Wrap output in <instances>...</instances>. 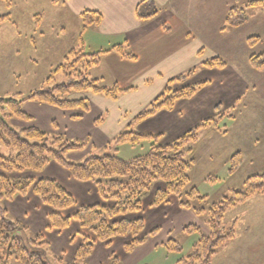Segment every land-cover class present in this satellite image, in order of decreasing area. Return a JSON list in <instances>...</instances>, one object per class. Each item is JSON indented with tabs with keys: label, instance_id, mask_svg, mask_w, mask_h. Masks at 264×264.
<instances>
[{
	"label": "crops",
	"instance_id": "0c3cea01",
	"mask_svg": "<svg viewBox=\"0 0 264 264\" xmlns=\"http://www.w3.org/2000/svg\"><path fill=\"white\" fill-rule=\"evenodd\" d=\"M63 1L71 13L81 19L86 11L97 12L102 16L99 25L88 27L85 32L83 22L80 26L82 45L87 54L111 50L115 46L125 44L136 58L128 59L111 52L103 57L98 66L90 70L91 77L103 85L107 87L118 85L129 90L117 100L93 93L72 95L71 97L75 99L88 100L90 104L88 112L63 110L48 104L34 103L41 112L42 125L45 124L48 133L64 134L70 139L77 140L90 138L92 148L106 147L128 130L134 118L151 106L166 90L171 80L186 74L205 61L219 57L228 63L226 68L199 69L196 75L185 83L175 84L174 89L181 90L204 81L209 82V85L192 99H181L173 109L162 110L139 123L137 130L145 135H163L161 144L169 145L204 121L215 118L216 108L220 106L222 113L235 111V118L231 120L227 118V122L230 123L225 124L226 133L220 128H202L200 140L195 148L196 158L208 156L211 159H221L216 161H222L224 166L230 168L232 157L240 153L242 164L239 169L247 159L251 162L262 159L264 124L262 125L257 118L254 121V115L258 113L256 117L260 116L261 112H250L247 116L245 110L252 106L256 98L259 100L264 98L257 78V75L264 71L259 72L251 67L249 59L252 54L248 58V63L241 56L240 48L234 39L236 32L233 31L242 27L221 30L230 9L236 4H247V0H152L159 8L160 14L145 23L140 21L138 11L146 0ZM91 37L96 38V43L88 40ZM234 44L238 48L235 54L236 61L230 59L234 56L229 52L232 48L235 49ZM69 52L68 49L66 53ZM257 91H260L258 95L253 96ZM77 115L82 117L76 118ZM104 117L106 120L98 123V120ZM242 117L245 119L253 117L251 122L254 124L243 125ZM239 122L240 126L237 127ZM254 131L256 135L249 138ZM229 137H232V140H227ZM253 142L255 146L251 145ZM76 155L77 152L69 154L71 158L78 160L75 158ZM8 176L56 180L74 196L76 206L58 211L63 217L72 219L70 227L64 231L50 227L49 216L55 210L45 205L32 191L26 197L19 196L14 201H5L10 213L34 233L43 234L50 242L54 253L67 262L73 261L77 249L83 243V236H86L96 242L94 252L88 259L89 264H107L113 255L121 264H137L146 255L155 253L160 247L165 246L173 236L172 229L183 230L186 224L199 221L193 211L180 207L176 196H171L168 203L153 208L151 204L156 193L166 189L165 183H156L150 195L143 201L141 212L110 220V223H114L123 219H143L145 228L141 236L155 229L159 230L132 253H127L126 245L135 239L132 235L116 237L108 244L99 241L93 232L82 228L73 219L74 214L82 206L112 207L115 204L113 201L105 200L93 182L75 179L56 161H52L42 172ZM150 206L152 209H148L146 213V208ZM207 231L206 227L205 232Z\"/></svg>",
	"mask_w": 264,
	"mask_h": 264
},
{
	"label": "trees",
	"instance_id": "16d2710c",
	"mask_svg": "<svg viewBox=\"0 0 264 264\" xmlns=\"http://www.w3.org/2000/svg\"><path fill=\"white\" fill-rule=\"evenodd\" d=\"M247 8H259L264 14V0H247L246 8H231L221 30H233L247 24L250 21ZM159 14L160 10L152 0L144 1L138 11V17L142 23L157 18ZM82 22L85 32L88 27L99 25L102 22V16L97 12L86 11L82 14ZM260 40L259 36L250 37L248 39L250 47H255ZM111 52H116L128 59L136 58L125 44L92 54H87L84 48L80 51L72 50L69 52L71 57L66 58L65 64L55 70V74L48 78L43 87L23 99H19L16 95L6 101L0 100V143L16 152L15 155L8 156L0 152V171L7 173L42 172L51 161L55 160L66 168L75 179L93 182L98 187L101 196L115 204L112 207L82 206L73 218L82 228L93 232L99 241L108 244L116 237L134 236L135 240L125 248L128 253H131L145 243V239L140 237L145 228L144 220L141 218L123 219L114 223H110V220L141 212L144 199L151 193L157 182L165 183L166 189L156 193L151 204L153 208L167 203L171 196H177L183 209L192 210L201 216L205 210L198 209L195 201H205L206 197L201 196L196 187L188 188L189 172L195 162L193 155L201 137V130L205 127L219 129L221 120L226 117L229 120L234 119L235 115L222 113L221 107L218 106L215 118L204 121L169 145L161 144L163 135H145L137 130L139 123L162 110L173 109L181 99H192L209 85V82L204 81L181 90L174 89L175 84L185 83L196 75L199 69L226 68L228 63L217 57L205 61L186 74L171 80L166 90L151 106L134 118L128 130L121 133L108 145L130 144L137 146L148 141L150 143L149 151L145 155L131 160L105 154L92 155L84 161H71L68 159V155L86 149L87 140L81 141L70 139L64 135H53L36 127L16 130L8 123V119L30 118L22 109L23 103L28 101L48 104L63 110L88 112L90 105L87 99H75L71 96L77 93H93L113 100L120 98L129 90L122 89L118 85L107 87L90 75V70L98 66L103 57ZM249 61L254 70L264 71V52L252 54ZM60 73L64 75L66 81L50 87V82L55 80L56 74ZM102 121L103 118H100L98 123ZM220 130L222 131V129ZM226 132V129L223 130V133ZM241 164V154L237 153L231 159L229 174L233 175ZM30 190L45 205L55 210L49 216L51 228L62 231L70 227L71 218L63 217L58 211L70 209L76 206L77 202L74 196L58 181L11 178L0 172V264H10L12 258L17 259L21 264H87V260L93 254L96 246L93 239L83 236V243L77 249L74 261L66 263L52 252L50 243L43 235L34 234L27 226L12 216L4 204L5 200H14L18 195L26 196ZM256 195H264V174L249 176L244 183L243 190L232 191L229 197H225L210 208L209 218L206 222L207 233H203L199 226H186L183 229L184 232L188 234L197 232L201 235V239L195 245L192 254L182 259L180 263L212 264L218 247L235 238L234 228L228 232L221 228L226 212ZM158 231V229L153 230L151 235ZM168 245L171 246V251L181 250L180 245L174 239H170ZM108 264L121 263L113 255Z\"/></svg>",
	"mask_w": 264,
	"mask_h": 264
},
{
	"label": "rangeland",
	"instance_id": "374dc122",
	"mask_svg": "<svg viewBox=\"0 0 264 264\" xmlns=\"http://www.w3.org/2000/svg\"><path fill=\"white\" fill-rule=\"evenodd\" d=\"M78 1L80 2V0ZM235 7L246 8V4H236L232 8ZM246 10L250 16V21L243 25L242 28L233 32H236V37L234 39L240 48L241 56L244 58L245 62L248 63V58L251 54H260L264 52V14L259 8H247ZM81 25L82 19L72 14L63 0H0V100L6 101L16 95H18L19 99H23L43 87L48 78L55 74V70L65 64L66 58L71 57L69 53H66L68 49L69 51L82 50ZM255 36H259L261 40L254 48H251L249 47L250 45H248L249 42L247 43V39ZM88 40L94 43L97 41L94 37ZM236 44H234L235 49L232 48L231 51H229L234 56L230 58L232 60H235V54H237L238 51ZM257 78L261 91L264 93V72L261 73V75H257ZM64 81H66V78L62 73L56 74L55 80H52L49 86L54 87ZM259 92L260 91L253 93V96L254 94L258 95ZM34 103L38 102L28 101L22 105L24 112L30 116L29 119L13 118L8 119V123L16 130L36 127L47 131L45 124L44 126L42 125L43 121L40 117L41 112ZM237 109H239V107H237ZM245 111L247 112V116L250 112L255 113L260 111V116L256 117L258 113L254 115V121L257 118V120L262 122V125L264 124V98H261V100L256 98L254 102H252V106H248ZM230 113L235 114V111H231ZM252 119L253 117L248 119L244 117L241 119L242 124L253 125L254 123L251 122ZM103 120H106V118L104 117ZM240 122L237 124V127L240 126ZM227 123L226 117L225 120L223 119L220 121L219 128L222 129V131L225 130V124ZM37 125H42V127ZM255 133V131L254 133L252 132L249 138L255 136ZM262 135L264 138V133H262ZM86 140L88 142L86 149L77 152L75 156L78 160H74L68 155L69 160L84 161L92 155L101 156L105 154L117 155L124 160H131L138 156L145 155L150 147V143L146 141L148 143H142L137 146L125 144L119 146L106 145V147L95 146L92 148L90 146V138L81 141ZM227 140H232V137H229ZM250 144L251 143H249V145ZM251 145L255 146L254 142ZM0 152L6 156L16 154L14 150L6 148L2 143H0ZM193 158L195 162L189 172L190 183L188 188L196 187L200 195L206 197L205 201H195L196 207L205 210V212L201 216H198L193 211L198 216L199 221L190 222L186 224V226L196 225L201 228L203 233H207L208 231L205 232L207 227L206 222L209 218L210 208L225 197H229L232 191L243 190L244 183L249 176L264 174V152L260 161L253 160L254 162H251L247 159L235 176L229 174V167L224 166L222 161H216L221 159H211L208 156L196 158L195 154ZM0 172L7 176L10 174H17L4 171ZM31 191L32 190H30V192ZM19 196L22 195H18L17 197ZM148 209H152V207L146 208V213ZM221 228L225 229L226 232L234 228L235 238L218 247L213 257L212 264H264V195H256L246 202L234 208H230L226 212ZM171 231V235L173 236L170 239H174L178 242L181 247L180 251H171V246L167 243L165 246L160 247L157 252L146 255V257L142 258L137 264H181L180 261L182 259L191 255L195 245L200 241L201 235L197 232L188 234L178 228L172 229ZM151 232L142 236L140 235V237L145 239L146 242L153 236ZM45 239L48 241L46 237ZM52 252L54 253L53 249ZM54 254L59 256L56 253ZM64 261L66 263H72L74 259L72 262ZM10 264H21V262L12 258ZM87 264H89L88 260Z\"/></svg>",
	"mask_w": 264,
	"mask_h": 264
}]
</instances>
